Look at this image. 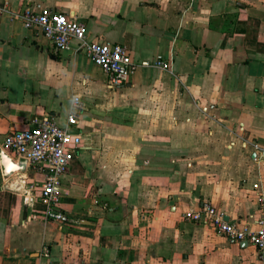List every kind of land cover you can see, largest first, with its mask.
Instances as JSON below:
<instances>
[{
  "label": "crops",
  "instance_id": "0c3cea01",
  "mask_svg": "<svg viewBox=\"0 0 264 264\" xmlns=\"http://www.w3.org/2000/svg\"><path fill=\"white\" fill-rule=\"evenodd\" d=\"M43 8L170 70L138 67L112 87L76 41L58 51L13 17ZM44 116L81 137L55 208L68 222L44 219L42 176L4 152L0 264H261L251 245L185 215L208 204L257 228L264 0H0V150Z\"/></svg>",
  "mask_w": 264,
  "mask_h": 264
},
{
  "label": "built area",
  "instance_id": "2783aa9c",
  "mask_svg": "<svg viewBox=\"0 0 264 264\" xmlns=\"http://www.w3.org/2000/svg\"><path fill=\"white\" fill-rule=\"evenodd\" d=\"M26 29L38 30L58 51H70L72 41L77 42V51L85 56L101 71L110 76V85L117 87L124 84L138 67H152L163 71L170 70V64L161 56L152 62H131L127 49L120 44L88 41L86 26L68 18L60 12L43 8L40 11L24 10L13 14ZM72 110L81 109L78 96L71 98ZM68 126L74 127L77 118L74 111L67 117ZM81 144V137L68 128L60 127L50 116L33 119L29 126L21 130L6 133L2 140V151L19 159L42 176L39 187L41 200L47 205L45 220L67 223L66 216L55 210L60 203V186L63 176L68 172L75 157V150ZM254 184L253 189L257 190ZM260 208L259 216L254 220L257 228L250 227V222H227L223 214L215 207L204 204L185 215V219L208 227L219 236L240 243L246 242L255 248L261 264H264V197L257 196Z\"/></svg>",
  "mask_w": 264,
  "mask_h": 264
},
{
  "label": "water",
  "instance_id": "95a60500",
  "mask_svg": "<svg viewBox=\"0 0 264 264\" xmlns=\"http://www.w3.org/2000/svg\"><path fill=\"white\" fill-rule=\"evenodd\" d=\"M6 161H7V163L9 164V165H12V163L10 162V160H9V158L5 155V153L4 152H0V164H1V166H2V172L4 173V174H8L9 172V170L7 169V167H6ZM12 168H10L11 170H14V166H11Z\"/></svg>",
  "mask_w": 264,
  "mask_h": 264
},
{
  "label": "rangeland",
  "instance_id": "374dc122",
  "mask_svg": "<svg viewBox=\"0 0 264 264\" xmlns=\"http://www.w3.org/2000/svg\"><path fill=\"white\" fill-rule=\"evenodd\" d=\"M2 150H0L1 152ZM1 181H2V172H0V184H1Z\"/></svg>",
  "mask_w": 264,
  "mask_h": 264
}]
</instances>
